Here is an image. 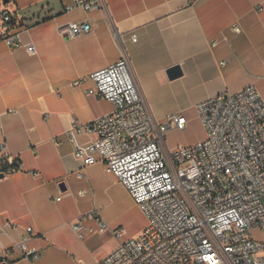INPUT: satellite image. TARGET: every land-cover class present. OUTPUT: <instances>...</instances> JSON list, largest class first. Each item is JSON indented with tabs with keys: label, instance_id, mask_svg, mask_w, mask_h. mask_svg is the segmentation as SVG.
<instances>
[{
	"label": "crops",
	"instance_id": "crops-1",
	"mask_svg": "<svg viewBox=\"0 0 264 264\" xmlns=\"http://www.w3.org/2000/svg\"><path fill=\"white\" fill-rule=\"evenodd\" d=\"M69 2L0 0V11L17 21L22 42L37 47L32 55L26 46L0 39V139L22 161V170L0 179V240L11 244L33 227L38 237L30 245L41 253L36 264H66L80 254L74 224L94 209L108 222L103 209L116 202L112 190L128 192L104 162L84 165L65 134L75 121L114 110L112 102L88 93L91 73L129 56L160 121L171 115L167 101L196 106L250 84L264 100V0H106L105 9L93 12H68ZM85 20L92 26L85 34L68 38L59 32L63 23ZM176 65L183 72L171 79L167 71ZM94 138L79 136L82 143ZM83 223L98 225L95 218ZM117 245L116 238L92 264ZM22 262L33 264L19 254L7 260Z\"/></svg>",
	"mask_w": 264,
	"mask_h": 264
},
{
	"label": "built area",
	"instance_id": "built-area-1",
	"mask_svg": "<svg viewBox=\"0 0 264 264\" xmlns=\"http://www.w3.org/2000/svg\"><path fill=\"white\" fill-rule=\"evenodd\" d=\"M106 7V0H70L65 10ZM91 28L88 20L75 21L61 24L59 32L72 38ZM233 28L240 32L237 24ZM0 39L37 54L34 43L22 42L17 21L7 10L0 11ZM131 39L137 41L138 34L131 33ZM89 77L94 85L88 93L112 102L114 110L87 123L75 121L65 134L84 165L104 162L147 218L139 235L126 237L124 228L112 230L97 209L81 216L73 226L79 238L98 229L111 231L118 240L94 264H264V240L254 235L264 232V100L256 86L197 103L206 137L168 149V131L184 129L188 119L179 113L163 121L155 117L129 56ZM84 134L95 138L82 143L79 136ZM20 170V156L0 139V174ZM86 218H95L97 227H85ZM37 237L27 227L11 244L0 240V256L7 262L19 254L36 264L41 253L30 241Z\"/></svg>",
	"mask_w": 264,
	"mask_h": 264
},
{
	"label": "rangeland",
	"instance_id": "rangeland-1",
	"mask_svg": "<svg viewBox=\"0 0 264 264\" xmlns=\"http://www.w3.org/2000/svg\"><path fill=\"white\" fill-rule=\"evenodd\" d=\"M165 102L161 104H166ZM167 102L171 106L170 114L177 112L184 114L188 119L184 129L173 128L168 131L165 138L168 149L190 146L206 137L205 128L195 105L178 108L173 106L174 103ZM167 107L169 106L167 105ZM112 191V197L116 202L111 204L107 202L103 211L113 230L124 228L126 237L134 236L138 232L140 234L147 225V218L128 192L118 188H114ZM90 223L92 222H86L87 225ZM254 235L258 239L264 240V232H256ZM77 239L81 246V253L73 255L66 264H92L97 257L113 246L116 238L111 231L101 232L96 229L94 232L86 231L83 238Z\"/></svg>",
	"mask_w": 264,
	"mask_h": 264
},
{
	"label": "water",
	"instance_id": "water-1",
	"mask_svg": "<svg viewBox=\"0 0 264 264\" xmlns=\"http://www.w3.org/2000/svg\"><path fill=\"white\" fill-rule=\"evenodd\" d=\"M182 72L183 71H182L180 65L173 66V67L169 68L168 71H167V73H168V75H169V77L171 79H174V78L180 76L182 74ZM3 177H4V175L3 174H0V179L3 178ZM60 186H63V183ZM0 264H8L4 260L3 256H0Z\"/></svg>",
	"mask_w": 264,
	"mask_h": 264
}]
</instances>
